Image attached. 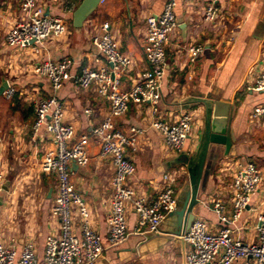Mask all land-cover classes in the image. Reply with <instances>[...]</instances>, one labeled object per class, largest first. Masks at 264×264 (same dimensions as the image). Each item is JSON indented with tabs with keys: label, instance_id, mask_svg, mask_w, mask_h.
<instances>
[{
	"label": "crops",
	"instance_id": "1",
	"mask_svg": "<svg viewBox=\"0 0 264 264\" xmlns=\"http://www.w3.org/2000/svg\"><path fill=\"white\" fill-rule=\"evenodd\" d=\"M81 1L40 0L46 15L63 19L67 33L59 40H47L35 52L32 48L6 46L10 27L21 20L22 0H0V87L4 81L8 89L14 90L10 98L5 95L8 89L0 95V183L6 188L0 195V243L12 247L18 256L22 245L30 242L39 262L43 261L46 238L58 236L60 229L50 213L56 180L40 170L45 151L52 147L51 139L44 128L37 133L32 130L35 102L53 92L46 81L33 75V66L69 58L74 61L70 74L75 76L83 66L103 65L104 59L92 38L101 35L104 28L116 40L119 51L133 60L131 69L120 77V90L127 91L147 68L143 52L146 18L160 13L166 0H101L80 31H76L72 14ZM66 5L70 10H65ZM205 6L206 0L176 1L178 30L165 46V73L157 115L172 123L186 112L194 114V128L182 152L200 158L208 116L205 103L229 102L228 129L233 142L227 155L223 146L208 147L192 213L206 222L211 232L227 227L234 238L256 244V218L264 195V115L254 120L251 114L254 108L264 106V92L250 89L256 75L264 72V0H221V19L213 25L203 21ZM194 45H200L203 52L191 64L186 49ZM55 96L63 103L64 120L74 127L76 136L90 133L109 109L108 101L97 94L94 86L79 90L71 80L65 81ZM150 120L146 106L129 104L126 113L114 122L115 129L124 133L130 128L143 130L137 150L126 152L134 166L127 185L149 204L161 189L163 175L174 176L179 200L190 189L188 174L184 166L173 164L179 153L166 150L160 136L149 127ZM87 152L86 167L72 164L68 169L74 189L87 202L91 226L104 244L95 264H185L183 242L175 237L168 242L162 240L174 230L175 220L166 218L161 237L144 243L142 235L134 233L136 214L131 203L126 206L127 241L117 248L107 246L105 217L113 169L110 160L100 155L96 141L89 142ZM246 163L258 168L263 182L239 219L233 221L232 178ZM215 204H221L223 211L216 210ZM73 225L79 235L76 217ZM244 263L241 259L233 264Z\"/></svg>",
	"mask_w": 264,
	"mask_h": 264
},
{
	"label": "built area",
	"instance_id": "2",
	"mask_svg": "<svg viewBox=\"0 0 264 264\" xmlns=\"http://www.w3.org/2000/svg\"><path fill=\"white\" fill-rule=\"evenodd\" d=\"M176 1L166 0L160 13L146 18L143 52L147 68L140 72L137 81L127 91L120 90V77L131 69L133 60L119 51L116 40L104 28L101 35L92 38L93 45L104 59L103 65L95 68L83 66L75 76L70 74L74 61L69 58L56 62L46 60L33 66V75L46 81L53 92L52 96L35 102L32 130L37 133L44 128L51 139L52 147L45 151L40 170L44 175H53L56 180V195L50 213L58 221L60 232L58 236L49 235L46 238L42 262L36 258L34 245L30 242L22 245L18 256L12 247L0 243V264H95L101 257L104 244L91 226L87 202L74 189L68 169L72 164L79 168L88 165L87 145L91 140L97 142L100 155L110 160L113 169L111 198L105 217L107 246L117 248L127 241L126 206L129 203L136 214L134 233L139 235L158 234L163 221L176 210L174 176L163 175L161 189L149 204L144 198L137 197L127 185V180L134 174V166L126 152L137 150V140L143 130L130 128L124 133L114 127L115 120L126 113L129 104H134L148 108L151 118L149 127L160 136L168 152L181 153L192 133L194 114L186 112L172 123L161 120L157 115L165 73V46L178 30L174 14ZM220 1L206 0L203 12L205 23L213 25L220 21ZM39 2L22 0L21 20L13 24L5 36L8 48H32L37 52L47 40H59L66 35L67 26L63 19L46 15ZM64 8L70 10L67 5ZM202 52L200 45L188 47V61L194 64ZM68 80L79 90L94 86L97 94L108 101V112L88 134L76 136L74 127L64 120L63 103L55 96ZM250 90L264 92V72L256 75ZM13 94V89L5 92L7 98ZM85 113L89 114L90 110H85ZM263 115L264 106H258L254 108L251 119L257 120ZM262 182L260 171L252 163L240 167L233 176V221L239 219L248 207L251 196ZM2 192L0 183V195ZM214 208L223 211L221 204H215ZM259 208L256 244H245L234 238L227 227L211 232L206 222L195 218L181 237L186 246L185 264H233L241 259L245 260L244 264H264V195ZM73 217L79 221V235L74 232Z\"/></svg>",
	"mask_w": 264,
	"mask_h": 264
},
{
	"label": "water",
	"instance_id": "3",
	"mask_svg": "<svg viewBox=\"0 0 264 264\" xmlns=\"http://www.w3.org/2000/svg\"><path fill=\"white\" fill-rule=\"evenodd\" d=\"M101 0H82L78 7L72 14V26L76 31H80L83 23L90 17L96 10ZM8 89V85L3 81L0 87V95ZM209 108H212L209 111ZM231 105L229 102H213L205 103V109L208 111L206 120V128L204 129V150L200 158L197 156L189 157L183 152L179 153L178 157L174 160V165L184 166L189 178L190 189L184 194L182 198L177 199V208L174 212L169 214L166 218L175 220L174 230L168 232L166 237L162 239L168 242L170 238L175 237L177 240L183 242L182 236L189 230L192 222L196 218L192 210L197 203V192L199 188V181L203 173V166L210 145H219L224 147V153L230 150L231 143L233 142L232 132L228 129L229 111ZM4 190L6 188L2 187ZM161 228L158 234L150 233L144 234L143 242L146 243L153 238L161 237ZM183 245L184 242H183Z\"/></svg>",
	"mask_w": 264,
	"mask_h": 264
}]
</instances>
